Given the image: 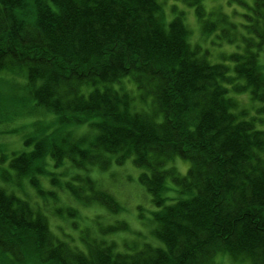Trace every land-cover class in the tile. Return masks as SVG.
Masks as SVG:
<instances>
[{"label":"trees","instance_id":"trees-1","mask_svg":"<svg viewBox=\"0 0 264 264\" xmlns=\"http://www.w3.org/2000/svg\"><path fill=\"white\" fill-rule=\"evenodd\" d=\"M164 1L0 0V80L22 90L0 92V123L30 116L19 147L0 141V264H264V0H228L229 13L203 0L166 13ZM187 7L200 38L228 50L190 41ZM247 91L258 120L237 98ZM128 161L157 241L119 249L112 235L126 223L88 231L74 206L54 203L66 190L118 213L88 172ZM50 207L76 236L52 232Z\"/></svg>","mask_w":264,"mask_h":264},{"label":"rangeland","instance_id":"rangeland-1","mask_svg":"<svg viewBox=\"0 0 264 264\" xmlns=\"http://www.w3.org/2000/svg\"><path fill=\"white\" fill-rule=\"evenodd\" d=\"M164 9L166 13L170 11V3L175 2V0H165ZM207 9H216L220 8L225 12L229 13L231 11V5H235L237 10H241L240 7L237 6V2L235 0H231L230 5H228V0H203ZM228 6H227V5ZM188 8V9H187ZM185 14V22L190 29L189 39L192 43L196 42L201 44L203 47H209L212 54H218L221 50H228V47L224 45L215 46L210 43H207L206 40L200 38V26L197 22L195 15L193 13V9L191 7H187ZM171 18V15H169ZM239 17H236L238 19ZM218 59L216 56L214 60ZM262 61L264 63V52L262 56ZM0 80V92H11V93H21L20 84L16 81V78H13L9 74H4ZM8 79V80H7ZM15 83L14 85L12 83ZM14 96V95H12ZM238 99H242L244 104L247 106H252L250 114L258 120L261 117L262 112H257V108L262 104L260 101H249V93L244 96L237 97ZM30 116L28 113H21L16 111L9 119H7V123H0V130L10 131L8 134L5 133L0 137V141L2 142V146L8 150L12 148H16L20 146L21 139L23 135H21L20 131L21 127L17 129L21 123L29 120ZM173 163L181 172L184 174L189 167V162L181 160L180 158H175ZM139 169L134 167L130 161L126 162L123 165H116L111 163L106 169H98L93 166L90 168L88 172L89 176L94 179V182L97 184L96 189L105 190L110 193L115 200L120 205V210L118 213L112 214L107 209H104L103 206H100L98 203L91 202L85 203L81 199H71V195L68 191L62 190L58 192L60 196L59 201H56L54 204L58 205L62 208V206H66V204L74 206L78 210L77 219H83V221L78 222V227L86 228V225H90V229L88 231L95 230L94 223L96 221H100L101 224L107 222H118L122 221L126 223L127 230L129 231H121L113 236L117 242L118 248L124 247V243H128L132 245V242L136 243V246L142 245L144 242H155L156 238L152 235V227L149 222V218L151 216V212L156 208L151 201L150 195L145 191L143 186L140 184L138 180ZM87 172H85L86 174ZM84 174V173H83ZM22 189L25 191L27 198L33 202L34 200L41 203V200L35 194V190L28 185L22 184ZM10 186V184H9ZM19 191L20 188L18 187ZM34 203V202H33ZM66 207H64L63 211H65ZM71 219L67 220L62 219V215L58 216L53 211V208H49L48 212V223L49 227L53 233L61 236L62 229H58L59 226H62L64 231L70 232V234L76 236L78 234V230L71 229L69 223ZM74 225V224H73ZM62 236H64L62 234ZM133 246V245H132ZM213 264H241L234 260L229 255H221L218 254L214 258ZM242 264H249V261H243Z\"/></svg>","mask_w":264,"mask_h":264}]
</instances>
